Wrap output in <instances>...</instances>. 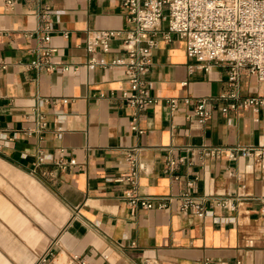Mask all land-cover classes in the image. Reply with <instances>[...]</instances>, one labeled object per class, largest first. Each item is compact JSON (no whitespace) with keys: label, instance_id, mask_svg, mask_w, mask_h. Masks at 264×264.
I'll return each instance as SVG.
<instances>
[{"label":"crops","instance_id":"obj_1","mask_svg":"<svg viewBox=\"0 0 264 264\" xmlns=\"http://www.w3.org/2000/svg\"><path fill=\"white\" fill-rule=\"evenodd\" d=\"M12 1L0 0V264H42L43 256L46 264H264L263 170L228 151L264 149V107L223 115L225 104L212 101L204 124L189 119L192 107L171 111L166 100L214 99L229 88L221 66L191 73L185 42L165 41L163 23L146 77L159 102L138 115L139 135L118 98L129 88L124 67L85 66L88 34L132 28L123 0ZM49 47L57 51L46 60ZM98 57L122 60L120 43ZM261 92L242 70L241 96ZM34 108L47 123L42 133ZM188 146L226 150L200 162ZM132 148L144 167L137 191L155 206L135 214L121 200L127 186L115 182L127 173L124 153ZM179 157L194 164L167 174L166 160ZM51 158L76 164L59 172ZM183 193L201 200L202 213L180 211ZM165 197L175 200L156 209Z\"/></svg>","mask_w":264,"mask_h":264},{"label":"built area","instance_id":"obj_2","mask_svg":"<svg viewBox=\"0 0 264 264\" xmlns=\"http://www.w3.org/2000/svg\"><path fill=\"white\" fill-rule=\"evenodd\" d=\"M5 4L13 6V1L5 0ZM122 6L126 11V22L132 28L94 31L88 34L84 44L87 56L85 66L88 69L124 67V80L129 88L122 90L118 98L133 113L129 123L133 132L139 135L144 133L138 129V115L159 102L152 96L151 86L146 77L151 69V52L158 46L156 36L161 31L163 23H166L165 41L170 42L171 37L176 36L185 42L186 54L191 61L189 65L191 73L200 71L207 74L215 66H221L227 70L229 88V92L222 93L214 99L166 100V105L171 111L177 109L179 104L184 107H192L189 119H195V121L204 124L211 119L212 113L208 104L212 101L225 104L221 109L223 115L238 114L244 111L258 113L264 107V0H123ZM45 14L47 16L48 12ZM50 40V36H46L43 43L49 45ZM112 42L120 43L123 59L104 62L98 56L108 54ZM56 51L55 48L49 47L44 50L41 56L48 60L50 55ZM31 67L40 68L41 63L37 60L31 64ZM2 69H5V66H2ZM47 70L53 71L54 69L48 67ZM242 70L248 77L255 78L260 84L262 88L260 96L255 98L241 96ZM63 71L69 72L70 68L64 67ZM63 102L67 101L63 100ZM32 111L37 117L35 132L42 133L47 128L46 120L37 108ZM183 150L203 162L218 160L226 149L188 146ZM228 151L230 159L233 161L238 157L252 160L263 170L264 176V149L249 147L233 148ZM139 152V148L125 151L124 157L128 171L124 176L115 180L116 183L127 186L122 192L121 200L128 206L131 214H135L139 210L155 209L152 200L140 195L137 191L140 173L144 170L139 160ZM43 161L40 159V164ZM51 164L57 171L63 172L74 166L76 162L63 158H51ZM179 164L192 166L194 163L186 157L169 158L165 162V172L169 175L173 174ZM173 178L178 180L176 176ZM190 186L192 184H189ZM178 199L181 202L180 211L182 213L189 211L196 214L202 213L203 203L200 199L189 193L181 194ZM159 200L161 203L156 209L166 210L175 198L165 197ZM221 205H225V202H222ZM39 262L46 264L48 258L43 256Z\"/></svg>","mask_w":264,"mask_h":264}]
</instances>
